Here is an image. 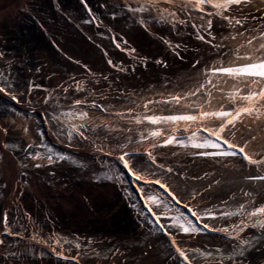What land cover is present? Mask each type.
<instances>
[{
  "label": "snow or ice",
  "instance_id": "obj_1",
  "mask_svg": "<svg viewBox=\"0 0 264 264\" xmlns=\"http://www.w3.org/2000/svg\"><path fill=\"white\" fill-rule=\"evenodd\" d=\"M84 6L88 8L86 3ZM120 8L121 11L126 10L136 18L143 32L159 39L173 56L181 60L184 59L181 51L187 50L189 45L173 42L163 34L156 35L153 26L149 24L148 16L154 14L160 23L169 25L170 30H175L177 34L182 28L189 29L190 38L194 37L196 41L208 47L211 62L202 65L203 54L197 46L195 50L200 55L191 64L192 72L188 74L186 80L177 81L175 84L169 79L168 85L172 86L170 90L167 85L164 86L163 91L154 90L160 99L137 97L136 100H131V96L126 92L117 96V100L127 97L135 105L127 108L126 113L114 111V105H101L95 100L87 105V98L76 99L74 104L87 105L90 109L107 112L110 116L115 115L122 120H125L127 115L126 123L120 128L109 126V133L116 131L131 133L133 127L128 126L129 123L143 126L146 131H139V139L135 141L137 144L147 141L151 149L176 145L185 150H195L186 151L185 155L212 160L221 163L225 168L238 164L239 170H243L252 166L256 174L246 173L244 180L252 184L264 185V0H122ZM88 11L91 13L90 8ZM112 18L115 19V15ZM90 22V20L84 21V23ZM116 39L113 37L114 41ZM119 39L120 42L115 43V48L127 52L134 60L139 58L147 68L149 58L140 56L127 39L122 37ZM5 55L0 52V59H4ZM104 55L108 54L104 53ZM74 62L81 63L78 60ZM152 62L164 69L169 67L165 59H153ZM107 64L117 72L136 71L135 67L125 68L123 64L117 65L112 59H108ZM11 67L12 62L8 61V68ZM82 68L86 73L95 75L87 64H83ZM10 77V71L0 72V94L15 101L16 104H20L26 96H29L33 87H38V85L26 86L24 90H19L15 80ZM103 79L107 81L109 78L104 75ZM61 88L64 92L68 91L63 86ZM76 90L85 89L77 83ZM103 98L107 99V97ZM27 103L30 104L31 100L29 99ZM42 103L47 105L48 100L45 99ZM137 108L143 111L137 112ZM10 111L26 118L30 115L29 112L21 113L15 108H11ZM31 111L50 125H53V122L60 123V116L49 115L47 109L44 113L36 112L35 109ZM62 115L74 118L78 116L84 121L78 126L72 125V130L67 133L69 140L73 132L84 140L89 139L85 135L87 130L85 125L91 120L88 111L80 110L78 113L69 112ZM37 123L39 126L40 121ZM106 123L111 125L110 121ZM28 130L27 127L24 128L25 132ZM178 132L182 134L178 136ZM132 143L131 135L126 136V143L117 142L119 154L115 156V160L122 168H116L114 175L107 178H115L123 182L125 173L134 178L138 184L139 199L143 201L147 214L152 217L150 220L146 217L147 223L158 224L166 235L169 233L166 226L160 223L162 219L170 220L172 223L168 227L175 228L177 233L192 235L207 230L229 236L233 241L230 251L224 253L221 249H216L220 259L215 264H224L225 256L228 264H244L246 254L264 242V202L257 203L254 191L241 189L243 200L237 204L235 210H226L234 196L229 200L221 201L224 207L219 205L209 207L203 197L205 192L212 189L211 183L203 191L192 189L186 194L178 191L176 187L162 179L154 169H161L164 173L185 180L188 177L186 175L182 177L180 169L158 162V157L152 150L145 149L147 161L135 159L133 150L129 149ZM41 145L43 141L37 147ZM28 147L32 148L33 145L29 144ZM104 149L105 145L101 143L96 151L104 152L107 156L117 151V149H109L105 152ZM52 151L48 149L49 153ZM56 155L60 161L68 159L64 155ZM173 155L176 153L174 152ZM237 157L240 159L236 160ZM30 159L40 161L33 165L37 169L44 167L45 160L49 164L55 163L51 154L43 156L35 152ZM207 176L208 173H205L204 177L197 176L193 179L202 180ZM215 184L219 185L220 180H216ZM180 204H183L190 215L175 207ZM131 206L136 208L138 213L140 212L135 203ZM173 211L175 214L169 216L168 213ZM232 217L238 218V222L234 220L226 227H216L208 222ZM192 218L201 222L202 227H198ZM0 220L5 235L19 236V233H14L10 227L7 214L0 217ZM249 228L258 229L260 235L253 237L245 235ZM32 239L44 243L42 240H37L36 236ZM60 242V240L56 241L58 245ZM64 243L70 241L65 240ZM171 243L182 264H198V256L206 259L213 256V253L207 249L180 247L175 236L171 237ZM81 247L79 242L75 243L77 250ZM0 248H7L4 239H0ZM52 250L56 252L55 248ZM92 251L99 256L95 249ZM86 254L77 251L74 256L69 257L63 251L57 252L62 259H72L76 264H79V257ZM113 254L123 255L119 248H116ZM8 255L16 257L17 253L8 251Z\"/></svg>",
  "mask_w": 264,
  "mask_h": 264
}]
</instances>
